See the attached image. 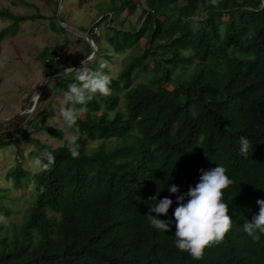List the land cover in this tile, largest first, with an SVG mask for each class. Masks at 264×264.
<instances>
[{
	"label": "trees",
	"instance_id": "obj_1",
	"mask_svg": "<svg viewBox=\"0 0 264 264\" xmlns=\"http://www.w3.org/2000/svg\"><path fill=\"white\" fill-rule=\"evenodd\" d=\"M21 1L37 11L0 8V23L11 21L0 40L13 25L47 18L36 4ZM89 1L79 0V5ZM51 2V28L65 32L57 21L60 0ZM143 2L138 27L113 25L124 10L136 11ZM104 3L95 25L81 29L90 32L97 51L101 36L96 28L103 23L114 51L138 46L142 38L147 45L118 77H110V95L96 94L75 105L83 111L72 127L78 131V158L71 156L64 131L47 124L51 104L41 105L44 91L28 125L45 130L60 145L31 137L18 127V119L0 121V148L21 139L36 143L38 156L47 148L55 157L46 170L32 173L17 163L8 174L16 188L34 180L37 192L22 223L0 224V264H264V236L254 242L243 228L259 213L257 200L264 199V0H218L215 6L210 0ZM55 50L46 49L41 58L46 66L58 65L57 73L66 67L61 69L63 58L48 64ZM92 53L86 40V56ZM152 62V79L134 86L135 75ZM168 82L176 83L173 90L164 87ZM60 84L66 93L70 84L65 78ZM122 94L125 109L120 108ZM66 107L72 105L66 102ZM241 136L251 143L247 156L239 150ZM97 140L100 144L92 147ZM219 164L234 181L223 192L232 228L194 259L175 246L177 195L199 182L201 169ZM173 184L179 193L169 191ZM8 191L0 187L1 203ZM165 197L173 204L160 218L173 221L170 231L155 229L147 219L151 205Z\"/></svg>",
	"mask_w": 264,
	"mask_h": 264
},
{
	"label": "rangeland",
	"instance_id": "obj_2",
	"mask_svg": "<svg viewBox=\"0 0 264 264\" xmlns=\"http://www.w3.org/2000/svg\"><path fill=\"white\" fill-rule=\"evenodd\" d=\"M26 1L36 4L40 12L47 15V18L26 20L18 25H13L9 27L10 34L0 40V121L18 119V127L31 137L58 146L62 143L61 140L45 130L28 125V120L33 117L31 112L39 99L38 96L37 101L34 100L36 91L48 76L56 74V69L59 67L58 65L46 66L41 55L46 49H60L64 53L61 69L81 64V61L87 57V39L80 31L95 25L96 19L99 20L101 8L106 7L105 0H90L83 6L79 5V0H62L61 13L65 23L70 26L64 27L65 32H57L51 28L50 21L55 13L53 2L49 4L47 0ZM144 5V2L139 4L136 11L124 10L118 18L116 17L117 20L113 25L124 30H132L138 27L141 24L140 18ZM4 7L18 14H32L37 11L34 6L21 0H0V8ZM224 18L226 19L227 16ZM57 21L60 24L58 16ZM10 24L9 19L1 22L0 31ZM16 30V35H13ZM96 32L101 36L100 50L96 51V59L93 60L92 58L88 67L94 71L108 74L110 77H118L132 57L147 45L146 38H142L138 46L116 52L108 39V31L105 30L104 23L96 28ZM94 46L97 48L96 44ZM153 66L154 62L151 63L149 70L140 71L135 75L134 86L142 81L152 79L154 76ZM192 70L193 67L185 75L190 74ZM61 78H65L68 84L76 82L73 75L47 80L42 88L44 95L41 105L51 104L46 114L48 125L62 129L65 137L77 136V129L68 128L59 116L61 107H66L65 93L62 92V85L60 84ZM175 85L176 83H164V87L170 90H173ZM125 107L126 96L122 94L120 108L125 109ZM76 110L79 116L83 117V111L77 108ZM100 142V140L91 142V146H98ZM115 142L116 140L111 141L112 144ZM35 144L18 139L15 143L0 148V187L9 188L8 196L4 198L2 203L0 202V205L2 204L10 210V213L6 214L0 206V224H4L6 227L19 225L24 220L25 215L33 209L34 196L36 197L37 192L34 180L31 179L23 187L16 188L13 178H9L8 174L17 163H22L32 173L43 168V162L41 165L35 164V159L38 157ZM91 146H89V151Z\"/></svg>",
	"mask_w": 264,
	"mask_h": 264
},
{
	"label": "clouds",
	"instance_id": "obj_3",
	"mask_svg": "<svg viewBox=\"0 0 264 264\" xmlns=\"http://www.w3.org/2000/svg\"><path fill=\"white\" fill-rule=\"evenodd\" d=\"M213 6L218 0H210ZM91 57L81 61L82 67L65 68L64 72L73 75L76 82L69 85L65 93V100L72 107H61L59 116L68 128L76 125L79 113L75 105H84L91 101L96 94L110 95L111 78L108 74L94 71L88 67ZM103 68L104 66L101 65ZM227 130V129H226ZM67 147L73 158L79 157L76 135L66 136ZM251 143L248 138L240 137V153L247 156ZM42 160L47 163L42 167L46 170L55 162L52 151L44 149L35 159V164L41 165ZM202 175L195 186L177 195L178 206L173 213L175 223V246L182 252H188L194 259L202 258L204 250L217 244L225 238L232 228V216L229 214V205L223 200V192L234 183L226 174L227 170L220 165L210 170H200ZM169 191L179 193L177 185H171ZM156 196L151 199H155ZM260 205L259 213L243 225L244 231L259 242L264 236V199L257 200ZM173 204L171 198L165 197L158 203L151 205L147 219L152 227L160 231H170L173 221L161 219V214L167 215ZM154 213V214H153Z\"/></svg>",
	"mask_w": 264,
	"mask_h": 264
},
{
	"label": "water",
	"instance_id": "obj_4",
	"mask_svg": "<svg viewBox=\"0 0 264 264\" xmlns=\"http://www.w3.org/2000/svg\"><path fill=\"white\" fill-rule=\"evenodd\" d=\"M61 7H62V0L60 1L59 7H58V13H57L58 20H59L60 24H61L63 27H70L69 25H67L65 22H63V21L61 20V17H60V14H61ZM80 32H81L82 34L85 35L87 41H89V43L92 45L94 51H93V53H92V56H90V57L93 58V57L96 55V51H97V48H95V46H94V45H95V42H94L93 38L91 37L89 31H87V32L80 31ZM80 65H82V64H79V65L74 66V67H72V68H79ZM67 75H68L67 73H65L64 71H62V72H59V73L52 74V75L48 76V77L46 78V81H47V80H50V79H53V78L64 77V76H67ZM46 81H45V82H46ZM45 82H44V83H45ZM44 83H43V84L38 88V90L36 91V93L39 92V95H40L41 92H42V88H43ZM36 93H35V94H36ZM39 95H38V96H39ZM37 99H38V97H37ZM37 99H36V101H37Z\"/></svg>",
	"mask_w": 264,
	"mask_h": 264
},
{
	"label": "built area",
	"instance_id": "obj_5",
	"mask_svg": "<svg viewBox=\"0 0 264 264\" xmlns=\"http://www.w3.org/2000/svg\"><path fill=\"white\" fill-rule=\"evenodd\" d=\"M64 56V53L60 49H56L55 52L52 54V57L47 58L48 64H53L54 62H57L58 60L62 59Z\"/></svg>",
	"mask_w": 264,
	"mask_h": 264
},
{
	"label": "bare ground",
	"instance_id": "obj_6",
	"mask_svg": "<svg viewBox=\"0 0 264 264\" xmlns=\"http://www.w3.org/2000/svg\"><path fill=\"white\" fill-rule=\"evenodd\" d=\"M69 29H70V28H69ZM38 95H39V92H37V93L34 95V100L37 99ZM39 96H40V95H39Z\"/></svg>",
	"mask_w": 264,
	"mask_h": 264
}]
</instances>
